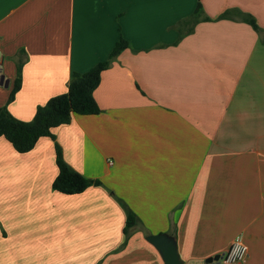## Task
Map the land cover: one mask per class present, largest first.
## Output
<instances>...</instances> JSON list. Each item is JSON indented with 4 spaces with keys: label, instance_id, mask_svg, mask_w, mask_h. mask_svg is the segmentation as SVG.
Segmentation results:
<instances>
[{
    "label": "crops",
    "instance_id": "crops-1",
    "mask_svg": "<svg viewBox=\"0 0 264 264\" xmlns=\"http://www.w3.org/2000/svg\"><path fill=\"white\" fill-rule=\"evenodd\" d=\"M197 2L211 20L180 36ZM231 8L260 30L215 19ZM120 38L93 91L100 111L52 129L99 185L53 190L54 141L18 152L0 136V264H164L145 239L158 233L182 264H218L239 233L245 264H264V0H0V107L30 120ZM118 199L137 216L124 245Z\"/></svg>",
    "mask_w": 264,
    "mask_h": 264
},
{
    "label": "trees",
    "instance_id": "trees-1",
    "mask_svg": "<svg viewBox=\"0 0 264 264\" xmlns=\"http://www.w3.org/2000/svg\"><path fill=\"white\" fill-rule=\"evenodd\" d=\"M222 18L240 19L251 25L254 30H260L253 15L237 8L226 9L215 19ZM199 20H211V18L203 15L202 6L197 2L193 11L178 21L180 36L192 32L194 25ZM183 28L185 29L184 33H182ZM127 46V40L120 38L105 60L97 62L85 72H72L66 91L53 95L44 104L38 105L30 120L15 118L7 110L6 106H1L0 136L9 141L16 151L27 152L34 147L41 136H48L54 141L55 136L52 129L58 125L68 123L73 114L98 113L100 108L95 101L93 91L99 84L101 72ZM19 86L20 68L17 66V74L13 88L8 96V102L13 99ZM54 150L57 174L51 183L53 190L65 194H74L82 192L91 185L100 184L99 180L87 178L73 169L63 158L61 147L56 141H54ZM118 200L125 210L124 240L122 243L124 245L129 236L130 229L137 222V216L123 201ZM211 259L209 258L208 261H211Z\"/></svg>",
    "mask_w": 264,
    "mask_h": 264
},
{
    "label": "water",
    "instance_id": "water-1",
    "mask_svg": "<svg viewBox=\"0 0 264 264\" xmlns=\"http://www.w3.org/2000/svg\"><path fill=\"white\" fill-rule=\"evenodd\" d=\"M2 77H0V84ZM7 84V81H4ZM145 239L150 242L159 252L164 264H182L179 257L174 237L168 233L148 234ZM219 254L212 257L211 260L219 259Z\"/></svg>",
    "mask_w": 264,
    "mask_h": 264
},
{
    "label": "built area",
    "instance_id": "built-area-1",
    "mask_svg": "<svg viewBox=\"0 0 264 264\" xmlns=\"http://www.w3.org/2000/svg\"><path fill=\"white\" fill-rule=\"evenodd\" d=\"M2 53L0 51V65ZM218 264H245L247 257V245L239 233L230 242V245L219 254Z\"/></svg>",
    "mask_w": 264,
    "mask_h": 264
}]
</instances>
